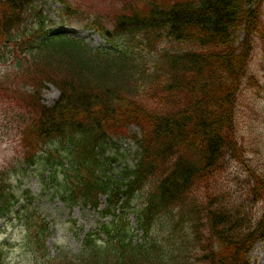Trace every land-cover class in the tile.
Instances as JSON below:
<instances>
[{
	"label": "trees",
	"instance_id": "16d2710c",
	"mask_svg": "<svg viewBox=\"0 0 264 264\" xmlns=\"http://www.w3.org/2000/svg\"><path fill=\"white\" fill-rule=\"evenodd\" d=\"M35 1H0V38L13 42L9 56L29 49L50 68L54 55L52 82L60 90L49 107L16 98L31 119L36 116L24 160L55 177L52 192L69 207L95 209L100 195L108 200L103 213H113L111 205L120 201L133 204L149 241L148 247L126 241L120 219V228L111 225L123 231L117 241L86 236L76 254L49 257L42 242L47 229L39 226L37 243L24 237L30 263L250 264L248 252L264 239V173L242 157L236 102L247 81H258L249 68L254 46L247 44L259 37L264 43L262 1L138 0V8L131 0L130 11L116 18L119 36L100 51L62 36L31 41L24 21L31 15L35 24L44 20ZM64 10L72 13L67 4ZM89 25L103 28L98 16ZM159 43L165 44L160 51ZM4 54L0 47V62ZM132 125L140 134L130 135L137 150L128 164L116 138ZM230 163L246 171L239 196L216 190ZM17 199L12 188L0 186L1 211ZM1 254L0 248V264Z\"/></svg>",
	"mask_w": 264,
	"mask_h": 264
},
{
	"label": "rangeland",
	"instance_id": "374dc122",
	"mask_svg": "<svg viewBox=\"0 0 264 264\" xmlns=\"http://www.w3.org/2000/svg\"><path fill=\"white\" fill-rule=\"evenodd\" d=\"M130 2L131 0H36L34 3L35 10H39L41 15L45 16V22L43 26L35 28V16L32 15L24 21L22 32L25 28L28 30L39 29L40 33L63 31V36L85 39L92 46L97 45V43L103 44L104 38L95 31L92 34L89 31L90 27H87L89 22L98 16L109 29H112L115 14L129 12ZM63 4H67L75 12L69 16L67 15L68 11L65 12L64 10L61 13ZM22 32H18V34L22 36ZM5 40L0 41L7 44L6 48H11V42ZM164 48L165 44L163 43L156 46L158 51ZM48 52L51 53V50ZM6 56L4 55V58H7L6 62L0 63V186L8 190L12 188L18 199L5 211H1L0 203L1 264H31L27 255L30 242H26L24 237L28 234L30 240L29 232L36 231L33 223H36L38 218L44 219V226H48L44 239L47 241L46 245L49 248H47V252L50 255L58 254L60 250L65 253L76 254L86 233L94 231L99 226V222H105V220L100 217L101 214L98 215L97 211L88 207L82 208L79 206L80 204L68 207L56 203L49 193L45 194L47 193L45 188L48 189V187H44L40 181L41 176L35 169L37 167H29L27 171L19 168V158L25 157L27 144L32 136L24 128L33 125L35 120L25 114L24 108L18 105L16 98L21 95L29 96L42 104L50 105L58 97L59 92L51 83H44L43 85L42 78L33 68L35 65H31L30 61L27 60L30 57H22L23 66L15 76L12 74L14 59ZM153 56L156 57L157 53H153ZM48 59L53 63L54 55H50ZM145 59H152L151 54L147 55ZM250 68L260 76L262 87L258 89L247 87L240 102L241 116L239 122L242 124V130L245 131L246 158L252 159L256 167L264 170V59L261 51H254ZM42 85L43 88L39 92L33 87H41ZM128 131V135L122 136L120 139L116 138V140L121 145L128 163H131L134 162L136 146L130 135L139 131L134 126H130ZM17 169L19 175L15 174ZM230 171L238 172L242 180L245 178V173L240 168L233 167ZM227 178L229 179L226 187L230 193L235 192L236 196L239 195L241 187L233 179L234 175L231 174ZM4 179L6 183H4ZM103 203L106 202L103 201ZM134 206L138 207L135 203ZM118 212L124 216V220L129 225L128 232L133 243L143 244L148 241V238L144 237L136 225L131 206L123 208L122 211L118 210ZM24 214L29 223L24 224L21 218L24 217ZM113 221L115 220L111 215L106 218L107 224ZM249 258L252 264H264V240L256 243L249 252Z\"/></svg>",
	"mask_w": 264,
	"mask_h": 264
}]
</instances>
